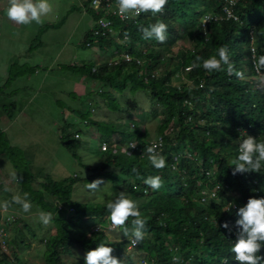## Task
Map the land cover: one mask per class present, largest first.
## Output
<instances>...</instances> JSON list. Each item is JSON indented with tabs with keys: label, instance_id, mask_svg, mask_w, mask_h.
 Wrapping results in <instances>:
<instances>
[{
	"label": "trees",
	"instance_id": "1",
	"mask_svg": "<svg viewBox=\"0 0 264 264\" xmlns=\"http://www.w3.org/2000/svg\"><path fill=\"white\" fill-rule=\"evenodd\" d=\"M110 1L113 2L111 8H115L116 0ZM197 1L200 2L199 8L195 7ZM90 2L82 1L92 19H109L112 32H100L95 37L94 28L101 30L96 21L84 33L81 44L83 47L96 46L102 52L112 48L107 52L111 59L59 67L90 81H98L100 92H95L106 107L124 112L125 116L119 118L120 121L93 120L91 115L97 104L91 103L87 97V101L80 102L82 109L77 108L78 104L75 107L67 105L84 122L96 125L101 146L105 149L100 153V164L88 167L93 171L91 176L65 175L58 180L46 173L34 175L29 162L23 158V151L5 140V132L0 126V154L9 158L20 177L17 184L21 195L29 194L31 211L52 212L51 223L56 228L54 233L39 235L37 231L43 229L39 221L34 223L36 230L26 223L23 215L7 221L6 234L0 239V264L20 262V238L17 235L10 238L11 223L14 229L26 228L30 238L43 245L39 253L43 255L44 264H68L64 256H72L75 248L85 254L102 242L113 248V255L120 259L121 264H222L225 258L228 264H237L230 251L233 230L229 232L220 225L228 221L234 226L238 218L236 212L249 197H264V168L260 172L233 175L234 166L230 165L238 155L240 139L245 135L264 141V88L254 87L259 76L248 47L249 30L252 29L255 57L264 54V0L241 1L235 8L238 22L232 19L212 22L206 25L205 33L200 22L202 14L220 12L224 0H168L161 14L141 13L129 19L119 18L111 9L108 11L109 5L94 9ZM5 5V0L0 1L3 9ZM2 13L0 9V16ZM160 20L168 25L167 41L161 44L154 38L145 40L139 31L140 26L147 27ZM0 23V32L3 26L6 25L5 30H12L16 24L4 19H0ZM57 26L51 22L42 29ZM112 33H117L118 38H114ZM125 34L127 43L122 44L119 37ZM181 36L191 39L192 49L173 50ZM86 42L90 45L87 46ZM222 45L228 47L230 61L244 74L243 63H246L248 82L235 75L229 76L227 66H224L225 70L212 73L202 66L184 70L196 56L208 58L216 55ZM124 53H129L132 59L125 60ZM244 56H248L246 61ZM37 65L19 64L15 59L8 65L7 77L0 86V118L12 120L17 109L16 102L9 100L12 93L5 87L12 79L33 73ZM180 67L185 77L175 82L173 79L178 77L175 71ZM126 89L131 94L144 91L150 100V108L142 110L136 99L130 98L122 106L114 93L122 94ZM155 105H158L162 117L155 130L150 132L146 124L154 121ZM134 111L139 117L136 126L130 122L135 118ZM58 129L62 143L75 156L80 144L75 142L73 133L76 131L79 136V129L74 130L72 124L63 121ZM129 142L136 147L130 148ZM153 144L166 159L167 166L162 170L153 168L148 161L146 148ZM149 175L161 176L163 187L153 191L145 185L143 180ZM93 176L111 181L109 192L101 200L86 198L75 203L72 196L76 183L88 182ZM201 191L206 192L203 201H200ZM213 191L217 192V198L209 195ZM121 192L138 203L142 216L147 220L144 239L128 254L126 249L130 240L126 236L122 234V238L110 240L102 228L98 230L103 234L91 229L93 224L98 225L108 215L107 201L114 200ZM229 203L236 204V208L228 209ZM15 206L11 204L9 207ZM72 206L74 215L61 217L63 210L66 207L72 209ZM126 227L131 231V218ZM23 245L29 246V243L23 240L21 247ZM139 251L144 252L143 259L131 258L132 253ZM259 254L264 256V246ZM173 257L180 259L174 261ZM70 264H84V256Z\"/></svg>",
	"mask_w": 264,
	"mask_h": 264
},
{
	"label": "rangeland",
	"instance_id": "2",
	"mask_svg": "<svg viewBox=\"0 0 264 264\" xmlns=\"http://www.w3.org/2000/svg\"><path fill=\"white\" fill-rule=\"evenodd\" d=\"M229 1L232 7L236 8L237 4L243 0H225V2ZM50 3L53 5V13L45 18V22L42 25H37L33 22L31 25L15 24L12 30H5L6 25L1 28L0 86L7 77L8 65L14 59L19 64L27 63L33 66L38 65L33 73L12 79L9 85L5 87L7 91L12 93L9 100L16 102L17 109L12 120L4 117L0 118V126L5 132V140L11 146L23 151V158L29 162L34 175L46 173L56 180L65 175H77L78 178H83L93 174V171H90L88 167H95L100 164V153L105 148L101 146L102 142L100 141V135L97 132L96 125L84 122L67 105L75 107L78 104L79 107L77 108L82 109L83 107H80V102L87 101V97L91 100V103L95 102L97 104L92 111L91 118L93 120L120 121L121 119L119 118L125 116V114L124 112L109 110L106 107L103 99L95 92H100L98 81H90L70 72L66 68L59 67L64 64H80L81 62L89 60L98 62L100 59H107L109 61L111 57L107 56V52L110 49L112 50V48H107V50L102 52L98 47L93 45L91 47L82 46L81 41L83 35L92 26L91 14L86 8L83 9L81 7L82 0H50ZM5 4L4 9L0 6V9L3 10L0 19L11 22L5 14L7 0H5ZM199 6L200 2H195V7L199 8ZM207 14H209V11L204 13V18L200 19L203 26V33H205V24H207V22H204ZM51 22L57 23L58 26L56 28L42 29L45 24ZM7 31L12 33L7 34ZM250 36L253 38L252 30H250ZM113 37H117L115 33ZM126 43L127 41H125ZM175 44L173 47L174 51L179 49H192V41L187 37H179ZM30 46H32V49H29ZM243 46L246 45L243 44ZM244 68L246 70L245 74L247 75V66L245 64ZM187 69L188 67L184 70L187 71ZM182 70L183 68L180 67L175 71L176 76H178L173 79L175 82H180V80L184 79L185 74ZM248 78V76H245L243 80L246 82ZM258 86H261L259 82L254 84L255 88ZM88 95L91 97H88ZM114 95L122 106H124L127 98L136 99L142 110H146V108L148 109L151 106L147 94L142 90L131 94L126 89L122 94L115 92ZM7 99L5 100L8 101ZM154 111V121L152 123L149 121L146 124L147 130L150 132L155 130L156 125L162 117V112H160L158 105H155ZM133 114L135 118L131 119L130 122L136 126L139 124L138 112L134 111ZM61 121L72 124L74 130L79 129V136L75 134L76 131L73 133L75 142L80 144L75 156L60 139L58 128ZM168 131L169 129H166V132ZM3 155L0 154V204L4 201H11L12 196L15 194L21 195L17 181L13 180L10 176V173L15 171L13 164L9 158ZM98 178L101 177L93 176L88 179V182L79 181L76 183L77 186L75 185L76 188L72 196L73 201L76 203L85 201L88 198H99L101 200L103 195L109 192L112 182L102 178L103 183L97 190H88L86 188L87 183ZM5 186L10 191L5 192ZM74 213L73 206L72 209L66 207L61 213V217L64 215V218H69ZM22 215L26 219V223L36 230L34 223L39 221V213H35L34 211L23 213L21 209H18V205L14 208L9 207L6 211L0 209V217L2 219H15ZM32 217L34 221H32ZM101 220L98 225L93 224L91 229L97 231L99 228H102L105 235H107V239L110 240L123 237L122 229L113 230L108 220V215ZM0 224L2 223L0 222ZM11 226L12 228L9 230L10 238L12 239L13 235H17L20 238L18 239L21 249L19 264L23 262L27 264H44L43 255L39 253V249L43 245L32 240L26 228L14 229V224L12 223ZM3 227L5 231V223H3ZM55 230V225L50 223L48 226L43 225V229L38 230L37 233L43 235L45 233H54ZM98 231L103 234L102 230ZM23 240L29 243V246L23 245L25 247L24 249L23 246L21 247ZM135 246L129 245L127 249L125 248L126 254L134 250ZM2 249L6 251V248H3V246ZM13 249H15L14 246ZM143 253V251L132 253L131 258L143 259ZM84 255L82 250L75 248L73 255H66L64 259L70 264L75 259L80 261ZM144 261L147 263V260Z\"/></svg>",
	"mask_w": 264,
	"mask_h": 264
},
{
	"label": "clouds",
	"instance_id": "3",
	"mask_svg": "<svg viewBox=\"0 0 264 264\" xmlns=\"http://www.w3.org/2000/svg\"><path fill=\"white\" fill-rule=\"evenodd\" d=\"M167 3L168 0H116V7L121 19H129L138 17L141 13H151L152 15L161 14ZM222 4H225V0ZM233 10L235 12L234 7ZM52 13L53 5L50 3V0H7V7L5 8L7 18L19 25H31L33 22L37 25H42L45 22V18L49 17ZM203 16L204 14L201 18H203ZM236 16H230L229 19H234V22H238L239 17L237 14ZM212 19L213 17L209 16L205 18L204 22L209 24L226 20L211 21ZM207 24H205V30ZM250 30V41L248 42L249 56L253 59L254 68L259 76V84L264 88V71H262L264 70V54L255 57V37L254 34L253 38L250 36ZM139 31L143 34L145 40L154 38L156 41L163 44L168 39V25L162 20L150 24L147 27L140 26ZM125 36L127 38V34H125ZM121 39L123 40H120V42L125 44L126 39L123 37H121ZM87 43L88 42H86V45L89 46L90 44ZM244 59L246 61L248 56H244ZM244 64L246 65V63H243V67ZM201 66L209 73L225 70L224 66H227L226 71L229 76L235 75L241 80H243L245 76L247 77L243 71L237 70L235 65L230 61L229 50L226 45H222L218 49L216 55H212L208 58L196 56L187 70L191 71ZM129 147L135 148L136 144L133 143L129 145ZM146 153L148 161L153 168L162 170L167 166L165 157L157 152L156 144L148 146L146 148ZM230 165L234 166L232 168L233 175L238 173L243 174L249 171L260 172L261 169L264 168V141H258L251 135H245L240 139L238 155L235 159L230 161ZM133 171L135 172L136 169L133 168ZM10 176L13 180L19 182L20 177H18L15 171H12ZM102 183V178H98L87 183L86 188L90 191H95ZM143 183L153 191H158L163 187L164 182L159 175H149L144 178ZM254 183H256V181H254ZM4 191L8 192L10 189L5 186ZM214 192L215 196L211 197L217 198V192ZM257 192L258 191H256V193ZM11 204L19 205L23 213H29L32 209L29 194L26 192L23 193V195H13L11 201H4L0 204V209L6 211ZM229 204L230 207L228 209L234 210L236 208V204ZM106 210L108 212V220L113 230L122 229L124 236L130 240V245L135 246L144 239V229L147 220L142 216L139 205L135 200L125 195L124 192H121L114 200L107 201ZM236 215L238 218L235 220L234 226L230 225L228 221L223 222L220 226L227 229L229 232L233 230L230 251L234 254L235 260L238 261L237 264H264V256L259 254L262 246H264V197H249L247 203L238 209ZM129 218H131L132 224L131 231L126 227ZM38 219L44 226H48L53 220V213L50 211H40ZM179 259V257H173L174 261H179ZM84 264H121V261L113 255V248L102 242L98 244L97 247L85 253ZM222 264H228V260L225 258L222 260Z\"/></svg>",
	"mask_w": 264,
	"mask_h": 264
},
{
	"label": "built area",
	"instance_id": "4",
	"mask_svg": "<svg viewBox=\"0 0 264 264\" xmlns=\"http://www.w3.org/2000/svg\"><path fill=\"white\" fill-rule=\"evenodd\" d=\"M90 1H91L90 2L91 5L95 9H100L102 6L109 5L108 11H109V9H111V11H112L113 14H117V16L119 18H121L120 15L118 14L117 7L115 6V8H111V6L113 4L112 1H110V0H90ZM209 16L213 17V19L211 21H218V20H223V19H226L227 20V19H229L230 16H236V14H235V12L233 10V7H232V5L230 4V1H229V2H225V4L222 6L221 12H219V13H209V14H207V17H209ZM204 17H205V15L203 16V18ZM96 21H97L98 27H100L101 30L99 28H94L93 35L95 37L100 32H103V34L104 33H107V31L112 32V30H110V23L111 22H110L109 19H107L105 17H99ZM105 25H107V26H105ZM113 34L114 33H112V35ZM115 35L117 36V33H115ZM115 38H118V37H115ZM123 38L126 39V36L124 35ZM119 40H123V39H121L119 37ZM87 44H89V43H87ZM124 58L127 61H130L132 59V57L129 55V53H124ZM131 144H133V142H129L128 143V145H131ZM205 195H206V192L205 191H202L201 192V198H200L201 201H203L205 199ZM209 195L210 196H215V192L214 191L213 192H210ZM1 217H2V214H1ZM1 217H0V222L2 224H0V239H1V237L3 235L5 236V234H6V232L4 231L3 223H6L9 220H13L11 218L10 219H8V218L2 219Z\"/></svg>",
	"mask_w": 264,
	"mask_h": 264
},
{
	"label": "crops",
	"instance_id": "5",
	"mask_svg": "<svg viewBox=\"0 0 264 264\" xmlns=\"http://www.w3.org/2000/svg\"><path fill=\"white\" fill-rule=\"evenodd\" d=\"M82 1H83V0H82ZM81 7H82L83 9H85V7H84L83 3L81 4ZM92 7H93V6H92ZM93 8H94V7H93ZM94 9H95V8H94ZM94 22H95V20H94V19H92V26L94 25ZM92 26H91V27H92ZM91 27H90V28H91ZM123 36H124V35H123ZM123 36H121V37H123Z\"/></svg>",
	"mask_w": 264,
	"mask_h": 264
}]
</instances>
